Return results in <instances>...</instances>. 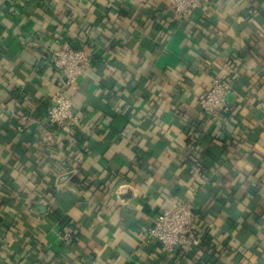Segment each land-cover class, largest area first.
<instances>
[{
  "label": "crops",
  "instance_id": "1",
  "mask_svg": "<svg viewBox=\"0 0 264 264\" xmlns=\"http://www.w3.org/2000/svg\"><path fill=\"white\" fill-rule=\"evenodd\" d=\"M61 41L92 58L70 125ZM213 76L229 116L201 111ZM178 204L205 216L169 253L147 232ZM0 264H264V0H0Z\"/></svg>",
  "mask_w": 264,
  "mask_h": 264
},
{
  "label": "built area",
  "instance_id": "2",
  "mask_svg": "<svg viewBox=\"0 0 264 264\" xmlns=\"http://www.w3.org/2000/svg\"><path fill=\"white\" fill-rule=\"evenodd\" d=\"M210 0H166L167 6L178 18L193 16L195 10ZM91 56L83 49L73 48L68 41H61L50 54L49 62L62 74V81L55 94L54 103L47 110V120L53 125L75 124L82 120L70 90L77 87L78 81L91 64ZM230 90L220 76H213L211 87L199 97V106L206 118H216L230 113L228 103ZM19 129H22L19 127ZM187 204H178L162 209L155 217L148 232V240L159 243L167 252L173 253L190 245L189 236L198 221ZM65 247L75 240L72 230L65 229L59 234ZM192 246V245H191Z\"/></svg>",
  "mask_w": 264,
  "mask_h": 264
},
{
  "label": "trees",
  "instance_id": "3",
  "mask_svg": "<svg viewBox=\"0 0 264 264\" xmlns=\"http://www.w3.org/2000/svg\"><path fill=\"white\" fill-rule=\"evenodd\" d=\"M229 103V102H228ZM230 114H227L226 116H229ZM82 139L84 140V136H82ZM66 168H64L65 170H67L69 167H70V165H67V166H65ZM188 205V207L194 212V213H196V214H198V215H203V216H205V213L203 212V211H201V210H199V208L197 207V206H193V205H190V204H187ZM215 256V257H214ZM217 256V257H216ZM218 256H220L219 255V253L218 252H216V253H214V254H208L207 255V257H206V259L207 260H210V261H213V259L214 258H216L217 260H218Z\"/></svg>",
  "mask_w": 264,
  "mask_h": 264
},
{
  "label": "water",
  "instance_id": "4",
  "mask_svg": "<svg viewBox=\"0 0 264 264\" xmlns=\"http://www.w3.org/2000/svg\"><path fill=\"white\" fill-rule=\"evenodd\" d=\"M229 97V96H228Z\"/></svg>",
  "mask_w": 264,
  "mask_h": 264
}]
</instances>
